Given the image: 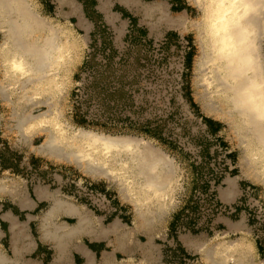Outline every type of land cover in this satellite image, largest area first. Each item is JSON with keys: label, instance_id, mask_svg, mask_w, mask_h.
I'll use <instances>...</instances> for the list:
<instances>
[{"label": "rangeland", "instance_id": "obj_1", "mask_svg": "<svg viewBox=\"0 0 264 264\" xmlns=\"http://www.w3.org/2000/svg\"><path fill=\"white\" fill-rule=\"evenodd\" d=\"M38 1L43 15L58 16L56 0ZM73 1L80 8L81 1L92 2ZM153 2L165 5L170 16L184 15L188 22L180 28L146 19L140 10ZM136 3L137 8L130 9L120 0H109L113 11L103 17L89 10L88 31L68 13L60 18L71 23L82 49L64 100L65 118L71 126L98 134L143 139L174 160L178 186L173 192L176 207L170 212L180 216L175 235L207 236L209 247L217 236L228 242L220 222L230 219L245 223L264 248V188L244 177L238 167L245 138L236 132L221 103L197 88L193 63L201 50L189 26L191 20H199V9L189 0ZM11 112L0 97V180L6 178L8 186H23L29 201L37 202L36 189L41 187L73 199L106 228L116 221L122 228H133V208L122 201L117 182L92 179L74 165L38 155L34 148L41 146L45 135L22 142ZM228 178L236 180L240 192L232 202L220 197ZM7 206L13 207L11 203ZM48 208L44 202L32 214L37 240H41L39 226ZM28 219L29 215L23 216L24 222ZM62 220L76 224L71 217ZM83 241L79 239L77 245ZM136 241L145 244L147 237L139 234ZM158 244L169 258L186 256L172 238L158 240ZM54 254V250L47 254V262ZM123 259L124 254L120 255Z\"/></svg>", "mask_w": 264, "mask_h": 264}, {"label": "bare ground", "instance_id": "obj_2", "mask_svg": "<svg viewBox=\"0 0 264 264\" xmlns=\"http://www.w3.org/2000/svg\"><path fill=\"white\" fill-rule=\"evenodd\" d=\"M189 1L201 13L189 26L201 50L193 63L197 88L221 103L236 132L244 136L238 167L244 177L264 188V0ZM100 3L109 14L108 0ZM120 3L130 9L138 4L135 0ZM41 7L38 0H0V97L12 110L22 142L45 135L41 146L34 148L38 155L74 165L92 179L118 183L122 201L133 208V228H122L116 221L103 226L101 233L113 234L128 255L119 264H144L132 256L135 235L151 239L155 227L162 226L169 210L176 207L174 160L143 139L112 137L70 125L64 100L82 49L71 23L61 21L63 12L59 9L58 16L51 17L43 15ZM76 8L72 5L70 12ZM141 9L146 19L155 16L172 27L188 22L182 14L170 16L161 2ZM81 23L89 26L86 19ZM6 181L0 180V196L9 195L25 207V188L8 186ZM36 195L49 203L39 226L41 239L52 245L55 259L61 262L79 237L93 235L99 219L59 193L38 187ZM63 217H73L76 224L69 225ZM213 241L206 255L232 260L231 264H244L245 256H254L252 241L245 235L233 242L219 236ZM4 257L0 253V262Z\"/></svg>", "mask_w": 264, "mask_h": 264}, {"label": "crops", "instance_id": "obj_3", "mask_svg": "<svg viewBox=\"0 0 264 264\" xmlns=\"http://www.w3.org/2000/svg\"><path fill=\"white\" fill-rule=\"evenodd\" d=\"M91 1V3L81 1V8L80 5L73 0H56V3L58 5V10L60 9L63 12L61 17L66 16L67 13L72 15L71 17L78 19L80 27L82 26L81 28L83 30L88 31L89 26H83L81 22L84 21V19L87 21L90 19L88 16L89 10L98 17L106 15L103 8H101L100 0ZM74 4L77 5V8L72 13L70 12V8ZM109 10L112 12L113 8H110L108 0L107 13H109ZM151 18L157 19L155 16ZM224 186L225 187L220 193V197L223 201L232 202L238 199L240 192L236 180L228 178L224 182ZM23 200L25 207L19 206L12 198L6 200L5 195L3 197L0 196V253L5 256L0 264H23V262L25 264H104L106 260H108L110 264H119L120 261H122L120 260V255L124 254L127 258L128 255L117 246V241L113 240L116 239L113 234L104 235L101 233L104 223L102 220H98L96 224H94L95 228L92 233L93 235H83L79 237L72 245L65 260L61 262L57 261L55 259V253L47 262V254L54 249L51 247V244L44 242L42 239L37 240L33 235L32 229V214L39 210L42 203L47 201L39 198L36 203L34 201H29L26 190H24ZM8 203H11L13 207H8ZM26 215H29L30 219L24 222L23 216L26 217ZM179 221V214H172L169 210L164 224L160 227H155L157 233H154L151 239H147L145 244L136 241V236L139 235L136 234L135 247L133 248L132 254L134 260L136 262L143 261L142 263L144 264H183L181 258L175 256H173V258L167 257L162 244H158V240L165 242L172 238L180 250L186 254V257L196 261V264L232 263V260L206 255L209 249L207 236L194 235L192 233L175 235L179 226ZM220 223L222 232L226 233L228 239H230L229 242L237 241L243 235L247 236L248 239L252 241L254 256H245L244 264H264V248L260 241L252 237L251 229H249L245 223H235L230 219L222 220ZM160 230L163 231L161 234L159 233ZM21 231H23V236L21 235ZM15 236H17V242H14ZM79 239L84 241L77 245ZM146 249H148V252L143 254ZM32 255H35V258H32ZM29 256H31V258L27 259Z\"/></svg>", "mask_w": 264, "mask_h": 264}, {"label": "built area", "instance_id": "obj_4", "mask_svg": "<svg viewBox=\"0 0 264 264\" xmlns=\"http://www.w3.org/2000/svg\"><path fill=\"white\" fill-rule=\"evenodd\" d=\"M179 251H177V250H175V254L176 253H178ZM179 258H181L182 260H183V263H185V264H196V261H194V260H191L190 258H188V257H186V256H181V257H179Z\"/></svg>", "mask_w": 264, "mask_h": 264}, {"label": "trees", "instance_id": "obj_5", "mask_svg": "<svg viewBox=\"0 0 264 264\" xmlns=\"http://www.w3.org/2000/svg\"><path fill=\"white\" fill-rule=\"evenodd\" d=\"M189 60H190V58H189ZM191 61V60H190ZM190 61H189V64H190Z\"/></svg>", "mask_w": 264, "mask_h": 264}]
</instances>
